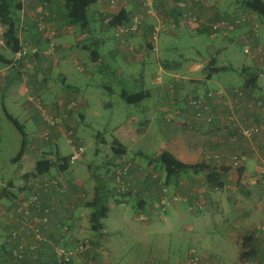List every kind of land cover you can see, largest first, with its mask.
I'll list each match as a JSON object with an SVG mask.
<instances>
[{"label": "crops", "instance_id": "1", "mask_svg": "<svg viewBox=\"0 0 264 264\" xmlns=\"http://www.w3.org/2000/svg\"><path fill=\"white\" fill-rule=\"evenodd\" d=\"M240 1L241 0H160L156 12L158 18L166 20L168 26L167 33L161 34L155 44L151 43V33L155 18H147L140 33L128 36L125 42L117 40L113 34L115 42L104 53L100 52L98 47L105 46L108 38L97 37V30L95 27H97L100 32L111 30L114 33V28L108 23L109 19L103 20L104 15L117 14L121 10H126L129 12L130 16L139 13L141 11L136 0H129L126 2L124 0H119L116 3H111L110 0H99L89 8V26L86 28L74 25L70 26L65 23V16L67 13L65 0H46L45 20L48 23L50 22L55 32H57L54 37H48V39H45L44 34L37 30L33 20V16L38 13L35 2L29 0L25 12L22 11L21 8L19 12V40L29 41L30 43L39 45L41 52L36 55H29L24 61L9 64L7 60H13V51L7 44H0V98L3 101L5 117L10 120L7 115L12 116V118L17 120L22 126L24 131L26 127H29L30 129L28 130L27 136H29V138L32 137V140L38 135V129L42 126V123L38 110L33 105H30L27 100L28 94L26 99V93H29V89L33 94L42 97L45 104L48 102L49 108L54 110L61 109V111L69 112L70 119L67 123L69 126H77V117L82 119L85 118L82 107L89 103V99L84 97V100L80 102L77 98L80 91L72 85H67V76L64 74L68 61L67 56L71 52L74 53L75 57L83 60L85 58L84 56H79L75 53L80 49L87 50L90 52L91 60L96 64L103 63L105 60L108 61L107 63H103L104 67L105 64H107L108 68L111 69L108 75L114 78L117 77V80L121 82L126 72L128 77L133 78L132 80L141 81L148 67L153 66L156 69L155 77L160 71L163 78L165 76L164 82L173 81L176 84V91L173 94H171L170 91H164L162 86H159L160 89L157 88L158 86L154 84L155 88L152 90L145 88L142 84L141 89L134 92H131L124 86L122 91L127 90L130 93H137L142 90H148L149 96L140 103L134 105L136 106L135 112H139L143 116L132 115L130 118L131 120H126L127 123L115 127L114 134H112L113 140L111 142H109L101 132L97 133V142L109 145L112 149V154L101 162V164H85L86 166L82 170H79V167L75 170H71V167H68L66 171H61L55 166L50 168L47 173H44L45 176L54 175L62 177L67 183V190L62 195L48 193L45 195V198L43 196L42 199L43 204L48 205L49 203L50 205L53 204L56 206V212L50 224L52 227L48 232L54 240L57 238L58 234L53 224L56 223L57 227L59 222L63 223L67 221L72 226L76 225V227H79L81 223L85 224L86 217H89L92 211V200L95 196L97 183L95 177L92 176L90 172L93 171L90 169V166L95 169L97 168V171L102 173L104 170L106 171L111 167V163L118 164L122 158L127 159L132 164L127 179L134 191L122 197H118L115 194L113 197L111 195H106L104 202H106L105 205L109 209L113 208V204L124 207L123 211H134L135 208H140L143 211L148 209V214L153 216V218H150L147 222L163 220L168 226L173 227L174 223L171 221V215H173L176 220L182 219L179 218L177 211L179 206L175 205L176 202L172 203L170 207V215L158 213L153 208L154 201L161 195L159 187L166 184L169 188V194L188 197L184 203L187 204L190 213H195L194 208L199 201L197 198H193L191 193L197 188L198 182L203 183V185H209L206 171L197 174L188 171L168 181L163 178V174L166 172L164 167L162 171H159V174L155 170L154 163H150L149 166H146L142 162L137 161L135 158H130L129 156L137 147L136 143L139 142L137 140L147 136L150 127H152V125H154V127L156 126L157 123L153 124V122L157 120H161L164 125L167 126L166 128L171 129L170 132L168 131L169 139L164 143V150L161 153L168 151L183 164L207 163L217 168V170L220 171V179L224 183L223 187H216V190L220 192L221 190L225 192L229 191L230 194L235 195L234 191H238L237 181L239 178L246 190L250 192L251 198L246 199L249 203L246 208L248 210L247 217L249 216L250 218L252 214L254 218L247 221H243L244 219L239 220L235 223L239 236H242L246 230L249 231L253 229L252 227L255 226L254 221H258L256 219L264 223V198H262V194L258 193L262 185L257 181L258 167L255 166V169H253L252 166L258 158L262 160V156H264V153L261 152L264 151V135H257L253 139L238 138L236 142H233L231 137L234 132H238L237 126L230 124L228 120L233 110L239 115L244 113L248 116V120L242 122L240 116L237 114L234 115L238 118L240 122L239 125H244L245 123H253L251 125H254L262 118L261 115L253 114L251 109L243 105L244 99H239L231 93L235 87H244L247 90L250 89L246 88L249 83H247L246 75H243V73L246 72V67L251 65L249 58L248 61L246 59L244 64L238 66V61L231 51L234 43L243 45L245 34L248 32L249 28L246 25L240 26L233 32L213 38L210 36L208 26L209 23L223 17L235 14L242 15L250 12L240 5ZM183 3L186 5V11L195 12L202 20L200 26H189L185 19L174 10L175 8H179ZM53 19L55 20L52 21ZM96 20L100 22L98 25L95 24ZM256 20L259 24H262L264 21L259 15H256ZM91 24L93 30L91 29ZM184 34L187 36L184 37ZM184 38H190L193 41L191 44L192 46L189 45L190 47H195V45L199 46V44L209 46V58H205L203 62H199L197 60L188 59V57L184 55H181L180 60L169 56L170 52H177L179 50V47L182 46L180 42ZM254 42L256 43H254L253 46H256V44H261L263 46V55L260 62L256 61V63L259 64L256 69L259 73L256 87L252 88L253 91L245 92L249 97L251 95L264 99V42L259 41V39ZM52 43L54 44L53 49H51ZM130 46H134L135 50H130ZM94 51H97V54L95 53L96 57L92 56ZM210 59H214L217 66H230L232 70L218 73L211 78H207V74L203 69ZM119 60L122 61V65L119 64ZM109 61H111V63H109ZM77 62L78 61H76V63ZM19 66L22 67V69ZM137 66H141V69ZM181 67H188V69L186 72H183L180 70ZM130 70H139L140 73H128ZM99 71L101 70L99 69ZM186 73L187 75H185ZM225 73L228 74L226 75ZM189 74L192 78L188 77ZM235 75L237 76L235 77ZM24 77L28 78V80L26 81ZM174 77H178V79H174ZM54 79H59L63 85L60 86ZM186 79L190 81H185ZM205 80L209 82L208 85L207 82L205 83ZM189 82H191L193 89L191 93L201 95L209 89L227 88L230 90L223 103H220L219 100L213 103L214 109L219 116L214 124L207 125L204 121L198 120L194 115L193 109L188 106L187 97H189L191 93L185 92L184 89L186 86L185 83ZM152 83H154V81ZM25 84L28 85L26 91L25 89L23 90ZM188 87H190V83ZM53 89L55 91H53ZM106 89L110 93H114L110 87L106 86ZM122 91H120V96ZM24 97L25 101L23 100ZM147 99H149V101H145ZM72 100H76L78 103V107L74 110L68 107L69 102ZM6 102L13 106V111L17 112V114L11 113L8 110ZM183 105H186L187 108H184ZM108 106H111V104H108ZM10 122L12 121L10 120ZM1 133L0 131V137ZM41 145L42 143L35 141L28 149V152L24 153V156L26 154L28 156L33 154L36 158L39 157L38 152L34 151V148H39ZM113 147L117 148V150ZM99 151L101 150L98 148L97 152ZM214 151H220L218 152V154L221 155L220 158L217 159L215 157L217 152ZM241 152L246 155V161L242 163L240 167L231 166L232 156ZM57 154L63 157L59 152ZM135 154L138 156L145 155L142 148H136ZM51 157H53V155H51L50 158ZM80 161H78V163ZM58 164L60 163L58 162ZM241 170L242 174L240 175ZM23 175L25 174L18 170V174L16 176L14 174L13 179L8 180L7 185L13 183L14 186H17L15 188L16 190L19 186L18 179ZM160 177L163 180L162 183H159ZM108 185L112 187L111 184ZM21 188H23V186ZM92 188L93 193H89ZM99 194L102 197L101 192H99ZM213 197L214 194H212V198ZM220 199L223 201L222 197H220ZM206 201L207 199L205 202ZM225 201L226 200H224V202ZM202 202H204V200ZM213 202H215L214 204L216 207L219 206L217 199L214 198ZM190 204L194 206L193 209H190ZM249 205L251 207H249ZM68 206L72 209L66 211ZM204 207L209 206L203 205L200 210H203ZM199 212L200 211L197 213ZM106 217L104 219H106ZM118 217H122L121 214H119ZM205 217L206 215L204 213L199 214V216L195 215L197 219ZM119 220L120 222H124L121 221V219ZM187 226L192 227L191 224H187ZM111 230L115 232L116 229L112 228ZM251 239L253 238L247 239V249L244 255L238 251L236 253H227L225 254V261L228 263H239L246 259L250 262L252 261V264H264V236H261L259 239L254 238L253 241H251ZM77 259L79 261V258ZM255 260H259L261 263H254ZM1 264H5L3 259ZM9 264L22 263L9 262ZM72 264H75V262Z\"/></svg>", "mask_w": 264, "mask_h": 264}, {"label": "rangeland", "instance_id": "2", "mask_svg": "<svg viewBox=\"0 0 264 264\" xmlns=\"http://www.w3.org/2000/svg\"><path fill=\"white\" fill-rule=\"evenodd\" d=\"M54 20L55 19L52 21ZM164 21L166 22V20ZM99 23L100 22L96 20L95 24L98 25ZM92 28L93 26L91 24V29ZM95 29L97 30V37H105V39L108 38V40H106L105 46L98 47L99 51L104 53L110 46L114 44V33L111 30L100 32L97 27H95ZM186 36L187 35L184 34V37ZM45 37L46 34H44V38ZM259 41L264 42V21L259 25ZM192 42L193 41L190 38H184L180 42L182 46L179 47V50L177 52H170L169 56L180 60L181 55H184L187 56L188 59L197 60L199 62H203L205 58H209V46L205 44H199V46L195 45V47H190L192 46ZM231 51L234 54L235 59L238 61V66L244 64L246 59L248 61V57L244 54L243 46H241V44L234 43ZM76 52V55L78 54L79 56H84L85 58L81 60L78 57H75L73 52L68 54V61L64 74L67 76V85H72L77 88L78 91H80L77 96L78 100L82 102L84 97L89 99V103L82 107L85 118L82 119L77 117V126L73 127L75 136L82 140L86 146L85 154L79 163H74L69 166L71 167V170H75L78 167L79 170H82L86 166L85 164H101V162H103L110 154H112V149L109 145L97 142L96 136L98 132H101V134L104 135L109 142H111L113 140L112 134H114L115 127L119 126L120 124L127 123L126 120L130 119L132 115H140L141 117L143 116L141 113L135 112L136 106L127 104L121 98L120 91H122L125 86V88L129 89L131 92H134L140 90L142 84L147 89H154V85L156 84L152 82L154 81L156 69L153 66L148 67L144 78L141 81L132 80L133 78L128 77L126 72L122 78L123 81L121 82L117 80V77L114 78L108 75L111 69L108 68L107 64H105V67L103 64L104 62L107 63L108 61L105 60L103 63L96 64L93 60H91L89 51L80 49ZM76 61L78 62L76 63ZM118 62L120 65H122L121 60ZM109 63H111V61H109ZM137 67L141 69V66ZM20 68L22 69V67ZM99 69L101 71H99ZM187 69L188 67L180 68V70L183 72H186ZM129 72L140 73L139 70H130L128 73ZM225 74L227 75L228 73ZM185 75H187V73ZM236 76L237 75H235V77ZM188 77H190V74ZM25 80L27 81L28 78H25ZM54 80L60 86L63 85L59 79ZM185 81L190 80L186 79ZM168 82L171 81L163 83L162 87L164 88V91L175 92L176 86H174V89L171 90L169 88ZM206 82L208 85L209 82L205 80V83ZM189 83L190 87H188ZM189 83H185L186 86L184 91L191 93L193 92V89L191 82ZM106 86L110 87L114 93H110L106 89ZM26 88L28 89L27 84L24 85L23 90L25 89L26 91ZM157 88L160 89L159 86ZM53 91L55 90L53 89ZM27 94L28 96L35 95L30 89L29 93H26V99ZM193 94L196 93H191V95ZM40 98L43 100L42 97ZM23 100L25 101V97ZM145 101H149V99ZM46 104L45 105L49 107V103L47 102ZM108 104H111V106H108ZM6 105L11 113L17 114V112L13 111V106L10 103L6 102ZM183 107L187 108L186 105H183ZM3 110V101L0 98V131L2 132L0 137V244L3 243L2 241L5 239H3V236L8 232L7 225L10 223L8 219V213L10 212L13 205H15L17 198L20 196L22 190L21 187L26 185L24 182L25 175L20 176V179H18L19 186L16 190L15 188L17 186H14L13 183H10L11 186L7 185L8 180L13 179L14 174L15 176L18 174V170H20L23 174L29 173L31 171L33 172L36 161L43 159V161H41L44 164L45 160H48V158H41L43 155L39 153V157L37 158L33 154L29 156L26 154L20 160L13 162V159L20 150L22 135L12 124V122H10V120L5 117ZM153 124H156V128L154 125H152V127L149 129V132L147 133V136L138 139L137 141L139 142L136 143V148H142L145 155H136V148L129 155L130 158H135L137 161L142 162L146 166H149L150 160L158 156L164 150V143L168 141L169 132L171 131L170 128H166L167 126H165L161 120H157L153 122ZM29 129V127H26L25 133H28ZM31 138H29V141L32 142ZM32 143H35V141ZM57 144L58 145L56 147L52 143H47L43 146L47 148L49 153H53L55 155L56 150H58L62 156H66L69 153V149L64 138L59 137ZM98 148L101 151L97 152ZM214 152L218 153L220 151ZM261 152L264 153V151ZM263 158L264 156H262V160ZM262 160L258 158L252 165L253 169H255V166L261 165ZM153 163L155 165V170L158 173L159 171H162L164 166L161 164V162ZM163 178L164 180H167L166 172L163 174ZM162 181L163 180L160 177L159 183H162ZM198 183L199 184L197 188L194 189L195 192H199V190L203 187L207 188L208 190L205 194L200 195L202 199H200V196H198L199 202H197L195 206L194 214L199 216V214L204 213L206 217L198 219L195 218V215L189 212L187 204L184 203V201H178L175 203V205L179 206L177 211L179 218L182 219L176 220L174 216L171 215V221L174 223L173 227L168 226L163 220L147 222L150 220V218H153V216L148 214V209H145L144 212H142L147 217V220L143 222L135 219V207L134 211H123L124 207L115 204H113V208L108 211L107 217L103 221L105 232H103L102 235L91 232L89 229L88 217H86L85 224L81 223L79 227H76V225L72 226L67 221H64V223L59 222V224H65L70 228L64 243L67 247H73L81 240H87L89 242L88 248L84 250L83 253L76 255L73 259V263L152 264L154 261L155 264H165L166 262L171 264L173 259L185 257V255L191 252L208 257L210 260L217 261L221 264H252V261L250 262L246 259L239 263H228L225 261V254L227 253H236L237 251L242 255L246 253L248 243L247 239L249 238H246L245 240L243 239L246 237V232L243 234V236L238 235L237 226L235 223L239 220L244 219L243 221H247L251 218H254L252 214L250 218L249 216L247 217L248 210L246 208L248 207L249 203L246 199L251 198V196L247 198L239 191H234L236 195L235 196L230 194L229 191L225 192L221 190L220 192L219 190H216V188L211 184L203 185L201 182ZM259 183L262 185V188H260L261 190H258V193L262 194V198H264V183L261 181H259ZM159 189L161 191L162 187H159ZM90 190L91 191L89 193H93V188ZM212 194H214L213 198ZM167 195H169V193H167ZM220 197L223 198V201L220 199ZM214 198L219 202V206L217 207L214 204L215 202H213ZM206 199L207 201L205 202ZM203 200L205 204L202 202ZM224 200L226 201L224 202ZM203 205L209 207H204L203 210H200L201 206ZM249 207L251 206L249 205ZM66 209V211H68L72 208L68 206ZM198 211L200 212L197 213ZM170 213L171 209L168 208L167 212L164 214L170 215ZM119 214H121L122 217L119 218ZM119 219L124 222H120ZM256 220L258 221H254L255 226L263 224V221L259 219ZM187 224H191L192 227H188ZM53 225L57 229L58 234L59 228L56 227V223ZM255 226L252 228H255ZM51 227L52 225L49 226L50 229ZM112 228L116 229L115 232H113L114 230H111ZM47 232H49V229ZM259 238L260 237H257L255 239ZM253 240L254 238L251 239V241ZM241 241H243V243H240ZM54 245L56 244L51 241V244H47L45 249H54ZM77 258H79V261Z\"/></svg>", "mask_w": 264, "mask_h": 264}, {"label": "built area", "instance_id": "3", "mask_svg": "<svg viewBox=\"0 0 264 264\" xmlns=\"http://www.w3.org/2000/svg\"><path fill=\"white\" fill-rule=\"evenodd\" d=\"M22 4V11L25 12L26 6H28V0H18ZM37 1V0H36ZM119 0H110L111 3H116ZM129 1V0H124ZM138 2L140 11L139 13H135L130 17V21L122 26H119L114 29V36L117 40L121 42H125L126 38L130 35L138 34L142 30L144 23L147 18H155V23L153 25L152 33H151V43L155 44L160 35L168 32L167 23L158 18L157 16V8L159 6L160 0H136ZM38 13L33 16V20L35 22L36 28L40 33L46 34L45 39L48 37H54L57 32L51 26V23H48L45 20V14L43 15V4L36 2ZM186 5L183 3L179 6V8H175L176 12L181 15L189 26H200L202 24V20L199 16L193 11H186ZM256 13L250 11L242 15H231L226 18H221L219 20L213 21L208 24L210 30V36L216 38L218 36L226 35L230 32L235 31L238 27L246 25L249 30L245 34V40L243 42V52L249 58L251 65H256V61L260 62L262 60L263 55V46L261 44H256L253 46L254 41L259 39V22L256 20ZM24 17V14H23ZM262 19V18H261ZM264 20V19H262ZM5 31L6 26L0 25V44H6L5 40ZM54 48V44H51V49ZM40 46L34 43H30L29 41H19V48L14 53L13 63H18L20 61H24L26 57L31 54H37L40 51ZM130 50L134 51V46H130ZM174 79H178V77H174ZM164 78L162 73L159 71L154 78V84L158 86H163ZM169 88L171 90L174 89L175 83L173 81L168 82ZM228 90L225 88H219L216 91H210L207 96L203 95H191L188 98L187 104L190 108L193 109L194 115L198 120L204 121L207 125L214 124L219 116L213 110L211 101L215 98L222 101L228 96ZM238 96H243V92L239 89H234ZM173 94V91H170ZM28 102L30 105H33L39 113L42 126L38 129V135L32 140V142L37 141L39 143H56L59 137H63L68 149L69 153L66 158V161L69 165L77 163L80 161L85 153L86 146L84 142L78 139L75 136V132L73 126H69L68 120L69 112L51 109L45 105L43 100L37 96H28ZM77 102L71 101L69 102V109H76ZM259 109H262L264 112V105L262 102L260 103ZM229 123L237 126V131L240 136L251 139L255 135L264 133V121L256 126L251 127H243L239 125L240 122L238 118L235 116H231ZM238 137H231L232 141L237 140ZM30 142L28 147H30L33 143ZM220 154L216 153L215 157L220 158ZM246 155L242 152L235 154L231 158V166L240 167L242 163L246 161ZM53 160L58 162L57 157H53ZM61 164V162L59 161ZM261 165H257V181H261L264 183V158L261 162ZM115 173L113 177V187L114 194L118 197H122L125 194L131 193L134 191L133 187H131L128 176L129 170H131L132 164L125 158H122L118 164H116ZM25 186L22 188V192L20 196L17 198V201L14 205V208L10 210L8 213V219L11 224H15V230L12 231V237L15 239L19 237L21 243L17 244L18 250L13 252V258L16 261H21L24 259L23 251L25 240L31 238L37 243H42L43 245L51 244V239L48 237V229L50 226V222L54 217L55 206L52 204H43L41 199V194H63L66 192L67 187L63 179L57 177H48L43 173H38L37 171L31 172L25 179ZM160 197L154 201L153 208L158 213H165L168 208L171 207L172 203L178 201H186L188 197H178L176 195H167L169 193V188L166 184H163ZM207 188L203 187L199 190V192L193 191L191 193L192 197H197L207 192ZM193 205H190V209H193ZM144 212L140 208H136L135 210V219L139 221H146L147 217L142 213ZM60 227V238L58 240V244L54 245V253L57 256V260L67 261L70 257L81 253L86 250L89 246V242L87 240H81L79 243L73 247H67L64 243L66 241V235L69 233V226L67 225H58ZM246 232V233H245ZM245 238H257L264 236V223L251 230L245 231ZM243 236V235H242ZM10 241V239H8ZM16 241V240H15ZM18 242V241H17ZM240 243H243L241 241ZM245 245V244H244ZM35 248L34 244L30 246V249ZM254 263H260L258 260H255ZM152 264H155L153 261ZM165 264H169L166 262ZM171 264H221L217 261H212L208 257H204L195 253H188L185 257H180L173 259Z\"/></svg>", "mask_w": 264, "mask_h": 264}, {"label": "trees", "instance_id": "4", "mask_svg": "<svg viewBox=\"0 0 264 264\" xmlns=\"http://www.w3.org/2000/svg\"><path fill=\"white\" fill-rule=\"evenodd\" d=\"M33 1L35 2V4H37L36 2L43 4L42 11H43V15H44L45 14V8L47 7V3L45 2L46 0H37V1L33 0ZM65 1H66L65 7H66V12H67L66 16H65V23L67 25H70V26H72V25L81 26L82 28H86L87 26H89V8L92 5L96 4L99 0H65ZM28 2H29V0H28ZM240 5H242L246 9H248V11H252V12L256 13L257 15H259L262 19H264V0H241ZM21 8H22V4L18 0H0V25L6 26L5 40H6V44L13 51V54L19 48V41H20L19 40V22H20L19 12L21 11ZM130 17L131 16H130L129 12H127L126 10H121L117 14L104 15L103 20L109 19V21H108L109 25L115 29L119 26L127 24L130 21ZM224 18H226V17H224ZM40 52H41V50L38 53H40ZM95 53L97 54V51H94V53H92L93 57H96ZM31 55H33V54H31ZM34 55H36V54H34ZM7 63L12 64L13 60H7ZM257 65H259V64H256L254 66L248 65V67H246V72L243 73V75L244 74L246 75L245 77H246V80L248 81L247 83H249V85L246 88H250V89L247 90L244 87H235L234 88V89H239L240 91H242L243 96H238L237 92L233 91L234 89L231 91V93H233V95H235L239 99H244L243 105L246 108L251 109L253 111V114L262 116V118H260L259 121H257V123L254 122L255 123L254 125H251L253 123H251V124L245 123L244 125H242L243 127H247V128L251 127V126L259 125L264 121V112H262V109H259L261 102L264 105V99H262L261 97H255V96H251V95L249 97L245 92V91H253L252 88L256 87V82H257L258 77H259V73L256 71ZM203 70L207 74V78H211L215 74L222 73L225 71H230L232 69H230V66L229 67L228 66L227 67L217 66L215 60L210 59V61L205 65ZM225 89H227V88H225ZM216 90H218V88L209 89L202 95L207 96V94L210 91H216ZM228 91L230 92V90H228ZM195 95H199V94H195ZM148 96H149L148 90H142V91L137 92V93H130L127 90H124L121 92V98L127 104H130V105L138 104L142 100L147 98ZM188 98L189 97H187V101H188ZM217 100H218V98H215L213 101H211L212 108L215 112H216V110L214 109L213 103ZM223 101L224 100L220 101V103L221 102L223 103ZM236 114H237V112L235 110H233V112H231V116H234ZM217 115H218V113H217ZM237 115L240 116V120L242 122H245L248 120V116L244 113L241 115H239V114H237ZM7 116L10 118V120L12 121V124L16 127V129L22 135V142H21L20 150L17 153L16 157L13 159V162H16V161L20 160L21 158H23L25 152H28V149L30 148V147H28V145L30 144V141H29V136H27V133H25L24 129L17 122V120L12 118V116H10V115H7ZM257 135H264V133L263 134L260 133ZM257 135H255L254 137H256ZM233 136H236L239 139L244 138V137L240 136L238 132H234L232 137ZM238 138H237V140H238ZM253 138H251V139H253ZM237 140H235L233 142H236ZM57 142H58V139H57ZM57 142L52 143V144L56 147L58 145ZM47 143H50V142H47ZM47 143H42L41 147L34 148V151H37L38 155H39V153L41 155H43L41 158H48V160H45L44 164L42 163L43 159H41L42 161L41 160L36 161L35 169L33 171H37L38 173L44 174V173H47V171L50 168H53L55 166L58 167V169L61 171H66L69 167V164L66 161L68 154L66 156L60 157L57 154L59 152L58 150H56L55 155L53 153H49V151H47V148L45 146H43L44 144H47ZM113 148L115 150H117V148H115V147H113ZM26 149H27V151H26ZM51 155H53V157L54 156L57 157L58 160L61 162V164L58 165L56 162H54L53 157L50 158ZM153 162H161V164L165 168L168 181L173 179V178H177L181 174H184L188 171H191V172L196 173V174L206 171L207 182L209 184H211L215 188L216 187L221 188L224 186L223 181H221V179H220V171H218L217 168H215V167H213L207 163L183 164V163L179 162L168 151H164L163 153H160L158 156L152 158L150 163H153ZM116 167H117L116 164L111 163V167L108 170H106V171L104 170L102 173H99L97 171V168L95 169L94 167L90 166V169L93 170L90 172H91L92 176L95 177V181H96L97 185L95 188V196L92 200V204H93V206L91 207L92 211L89 214L88 220H89V229L91 230V232L96 233V234L102 235L104 232L103 219L107 216L108 211L110 210L105 205L106 202H104V198L106 197V195H108V196L111 195L112 197L114 196V193L112 191H114L113 177H114ZM31 172L25 174V179L29 174H31ZM241 174H242V170L240 171V175ZM48 177H57V176L53 175V176H48ZM57 178L63 179L62 177H57ZM10 182H12V181H10ZM64 182H65L66 187H67V183L65 180H64ZM108 184H111L112 187H109ZM8 186H11V184H8ZM237 189L245 197L248 198L251 196L250 192L246 190V188H245L244 184L241 182L240 178L237 181ZM99 192H101L102 197L100 196ZM45 195H47V194L42 193L41 199H43V196L45 198ZM125 195H127V194H125ZM193 198H197V200H198V196L193 197ZM200 198H201V196H200ZM204 204H205V202H204ZM13 208H14V205L11 208V210ZM55 212H56V206H55L54 214H55ZM58 225L62 226V224H59V223L57 224V227L59 228V232H58L59 235H57V238L55 240L51 237L50 234H47L48 237L51 239V241H53L55 244H58V240L60 238V227ZM63 225H65V224H63ZM15 227H16L15 224H11V223H8V225H7L8 232L6 235L3 236V239L5 238L4 239L5 241L3 240L2 241L3 243L0 244V251H1L0 252V259H1L0 264L2 263V259H3L5 264L6 263L9 264V262H11V263H22V264L23 263L24 264H51V262H52V264H71V263H73V261H74L73 259L75 258L76 255L70 257L69 260H67V261H64V260L58 261L57 256L55 255L53 249L47 250V249H45V247H47V245L45 246L42 243H37L36 241L32 240L31 238H28L27 240H25V245L23 247L24 251L22 252L24 255V259L21 261H16L17 259L15 260L13 258L14 257L13 252L15 250L19 249V248L16 249V247H17V244L21 243V240L19 239V237H17L16 239L14 237H12V231L15 230ZM8 239H10V241H8ZM77 243H79V242H77ZM32 244H34L35 248L30 249V246ZM81 253H83V251ZM49 258H50V260H49Z\"/></svg>", "mask_w": 264, "mask_h": 264}, {"label": "clouds", "instance_id": "5", "mask_svg": "<svg viewBox=\"0 0 264 264\" xmlns=\"http://www.w3.org/2000/svg\"><path fill=\"white\" fill-rule=\"evenodd\" d=\"M54 162H56V161H54ZM59 162V161H58ZM58 162H56L57 164H58ZM59 165V164H58ZM167 212V211H166ZM164 214V213H163Z\"/></svg>", "mask_w": 264, "mask_h": 264}]
</instances>
